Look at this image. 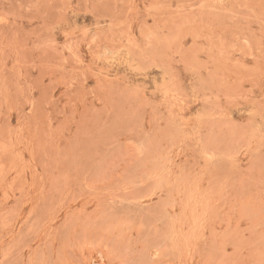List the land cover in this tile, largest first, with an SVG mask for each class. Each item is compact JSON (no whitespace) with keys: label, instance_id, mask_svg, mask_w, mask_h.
I'll use <instances>...</instances> for the list:
<instances>
[{"label":"rangeland","instance_id":"1","mask_svg":"<svg viewBox=\"0 0 264 264\" xmlns=\"http://www.w3.org/2000/svg\"><path fill=\"white\" fill-rule=\"evenodd\" d=\"M0 264H264V0H0Z\"/></svg>","mask_w":264,"mask_h":264}]
</instances>
